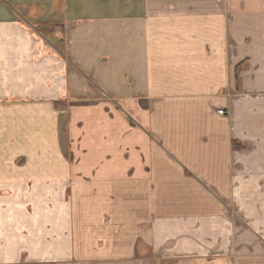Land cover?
<instances>
[{
	"label": "crops",
	"instance_id": "crops-1",
	"mask_svg": "<svg viewBox=\"0 0 264 264\" xmlns=\"http://www.w3.org/2000/svg\"><path fill=\"white\" fill-rule=\"evenodd\" d=\"M0 264H264V0H0Z\"/></svg>",
	"mask_w": 264,
	"mask_h": 264
}]
</instances>
